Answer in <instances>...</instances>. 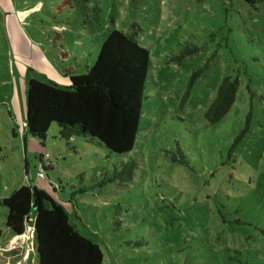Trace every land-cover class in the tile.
Segmentation results:
<instances>
[{"label": "rangeland", "instance_id": "obj_1", "mask_svg": "<svg viewBox=\"0 0 264 264\" xmlns=\"http://www.w3.org/2000/svg\"><path fill=\"white\" fill-rule=\"evenodd\" d=\"M114 29L150 60L133 151L65 141L56 124L44 141L27 134V80H50L36 50L80 75ZM225 77L235 101L210 124ZM130 158L133 180L113 178ZM21 185L60 205L103 264H264V0H0V198ZM32 223L19 264H33Z\"/></svg>", "mask_w": 264, "mask_h": 264}, {"label": "trees", "instance_id": "obj_2", "mask_svg": "<svg viewBox=\"0 0 264 264\" xmlns=\"http://www.w3.org/2000/svg\"><path fill=\"white\" fill-rule=\"evenodd\" d=\"M134 35V31H109L100 42L93 65L86 67L83 74L62 70L67 78L65 85L29 78L25 95L26 133L44 141L49 128L56 124L65 141L82 137L112 154L132 152L143 101L147 98L145 83L150 66L147 50L138 45ZM236 93L237 80L223 78L205 112L206 121L214 124L224 118ZM177 155L180 159L174 154L172 161L183 162L180 149ZM136 169V161L130 158L122 162L113 178L129 183ZM0 207L7 210L0 240L4 234L10 241L22 237L32 218L33 264H103L100 246L83 235L44 191L21 185L9 196L0 198ZM234 264L248 263L237 260Z\"/></svg>", "mask_w": 264, "mask_h": 264}, {"label": "crops", "instance_id": "obj_3", "mask_svg": "<svg viewBox=\"0 0 264 264\" xmlns=\"http://www.w3.org/2000/svg\"><path fill=\"white\" fill-rule=\"evenodd\" d=\"M34 58L37 61L36 67H38V69H41L42 71L48 73V76L50 77V80H52L54 83L56 84H60V85H65L67 84V78H65L64 76H61L59 74V72L55 69V67L50 63V61H48L45 58V55L43 54L42 51H40L39 49L36 50V53L34 55ZM10 238L4 234L0 240V248H4L6 245H8L11 241L9 240ZM7 257L12 259V263L16 262L17 264L21 263L20 261L23 259L24 255L22 256L20 253L19 248H16L8 253H2L0 252V264H4L5 263V258L3 257ZM30 255H28L29 258ZM32 259L34 262V258L32 255Z\"/></svg>", "mask_w": 264, "mask_h": 264}, {"label": "built area", "instance_id": "obj_4", "mask_svg": "<svg viewBox=\"0 0 264 264\" xmlns=\"http://www.w3.org/2000/svg\"><path fill=\"white\" fill-rule=\"evenodd\" d=\"M39 176L41 177L42 174L39 173ZM31 232H33V231H32V228H31ZM21 238H22V237H20L19 239L15 240V241H11L8 245H6L3 249L1 248L0 250H3V251H12V250L18 248V247H19V243H18V241H19ZM29 239H30V238H29ZM31 243H32V249H31V251L33 252V241H31Z\"/></svg>", "mask_w": 264, "mask_h": 264}, {"label": "water", "instance_id": "obj_5", "mask_svg": "<svg viewBox=\"0 0 264 264\" xmlns=\"http://www.w3.org/2000/svg\"><path fill=\"white\" fill-rule=\"evenodd\" d=\"M32 231H33V228H32Z\"/></svg>", "mask_w": 264, "mask_h": 264}]
</instances>
